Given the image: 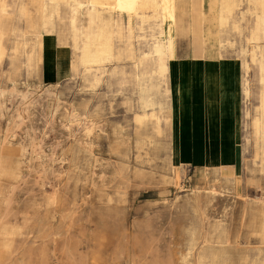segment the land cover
<instances>
[{
    "label": "rangeland",
    "instance_id": "1",
    "mask_svg": "<svg viewBox=\"0 0 264 264\" xmlns=\"http://www.w3.org/2000/svg\"><path fill=\"white\" fill-rule=\"evenodd\" d=\"M56 2L37 18L30 0H0V264H264V35L250 43L232 7L222 24L224 0H199L202 58L241 62L242 144L237 174L192 172L172 163L169 85L170 63L192 57V0H175L173 41L147 12L134 54L115 38L91 68L95 15ZM252 13L264 24V0Z\"/></svg>",
    "mask_w": 264,
    "mask_h": 264
},
{
    "label": "crops",
    "instance_id": "2",
    "mask_svg": "<svg viewBox=\"0 0 264 264\" xmlns=\"http://www.w3.org/2000/svg\"><path fill=\"white\" fill-rule=\"evenodd\" d=\"M99 1L113 3V0ZM224 2L229 16H222V24L229 21V10L232 7L228 0ZM55 5L59 16L63 5L60 0ZM71 5L73 7L83 4L73 2ZM82 10H88L95 15L94 9L89 5H83ZM252 12L253 9L248 11L251 19L257 18L256 25L262 39L264 24L260 25L257 15ZM93 26L92 37L97 35L100 27L96 15ZM133 34L134 32L131 34L132 39ZM114 37L117 39V29H114ZM190 38L192 44L191 31ZM203 56H206L205 47ZM141 62H146L148 68H151L150 61L144 56ZM241 82V62L236 57L195 58L192 54V57H178L170 63V142L172 163L176 168L184 166L192 172L208 170L228 176L237 174L239 148L242 144Z\"/></svg>",
    "mask_w": 264,
    "mask_h": 264
},
{
    "label": "bare ground",
    "instance_id": "3",
    "mask_svg": "<svg viewBox=\"0 0 264 264\" xmlns=\"http://www.w3.org/2000/svg\"><path fill=\"white\" fill-rule=\"evenodd\" d=\"M30 1L31 3H33L32 5L34 6L35 14L38 16L41 6L43 2H45L46 0H38V1L30 0ZM241 1L242 0H240V2ZM60 2L62 3V5L69 4L70 8L72 7L71 3L73 2H75L76 4L77 3H80V4L87 3L89 6H91L94 9L97 22L99 21L98 16L101 10H104L110 14V22H111L110 30L105 32L103 29L99 27L97 35L93 36L90 44L86 46L85 56L87 58H86L85 63L90 68L94 66H101L106 61L110 60L113 57L114 54H113L112 48H113V40L115 39L114 29H117V39L124 44L125 50L128 52L130 56L133 55L134 48L131 43L132 42L131 34L134 32L133 22L136 20L137 16L146 14L147 12H153L150 18H154V20H156V25L161 26L162 28L161 30L163 31V37L165 40L171 42L173 41V39H175V19H174L175 0H113V3L106 4V5L97 3L94 0H85V2H82L80 0H60ZM198 2L199 0H192V9H191V14H190V18H191L190 31H191V37H192L193 57L202 58L204 55V47L201 44L202 35H201V29H200V22L202 19V14L200 10L197 8ZM240 2L239 1L233 2L234 4L232 5V11H233L232 13H234V15L237 16L238 20H240L241 22H244V25L241 23L243 26L242 30L248 32L249 42L257 45L258 42L261 40L259 31L256 25L257 18L253 17V19H251V16L249 15L248 11H252V9L257 8L258 0H243V6H246L248 17L243 15L242 12H240L241 7H242ZM23 10H25V8H23ZM125 20L126 22L124 23ZM261 83H262V86H261V93L259 97V106H258L260 117L255 118L253 121V130L257 137L261 136L263 129H264L263 128L264 126V79H262ZM28 96L25 94L21 96L20 105L23 108L21 109V107H17L18 111L17 113H15L16 118L22 119L24 117L23 115L24 112H27L25 111L26 105L29 103L30 100H32V99L28 100L29 99ZM51 96H52V93H51ZM19 108L21 109L22 113L19 111ZM2 111H3L2 106L0 105V115L2 114ZM90 131L91 130L87 128V133H90Z\"/></svg>",
    "mask_w": 264,
    "mask_h": 264
}]
</instances>
